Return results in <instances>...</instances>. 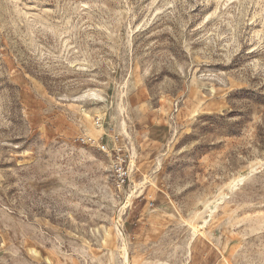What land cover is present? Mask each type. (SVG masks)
Returning a JSON list of instances; mask_svg holds the SVG:
<instances>
[{"label":"rangeland","instance_id":"1","mask_svg":"<svg viewBox=\"0 0 264 264\" xmlns=\"http://www.w3.org/2000/svg\"><path fill=\"white\" fill-rule=\"evenodd\" d=\"M0 264H264V0H0Z\"/></svg>","mask_w":264,"mask_h":264},{"label":"built area","instance_id":"2","mask_svg":"<svg viewBox=\"0 0 264 264\" xmlns=\"http://www.w3.org/2000/svg\"><path fill=\"white\" fill-rule=\"evenodd\" d=\"M115 139L116 138H114V140ZM80 141L84 142V139L80 138ZM87 143L95 146L100 153L109 158L110 171L114 179V184L117 188H122L129 178L127 154L124 149L116 142L109 148L101 138H91L87 140Z\"/></svg>","mask_w":264,"mask_h":264},{"label":"crops","instance_id":"3","mask_svg":"<svg viewBox=\"0 0 264 264\" xmlns=\"http://www.w3.org/2000/svg\"><path fill=\"white\" fill-rule=\"evenodd\" d=\"M154 139H155V138H154ZM157 140H161V138H159V139H156V140H153V141H155V142H156Z\"/></svg>","mask_w":264,"mask_h":264},{"label":"bare ground","instance_id":"4","mask_svg":"<svg viewBox=\"0 0 264 264\" xmlns=\"http://www.w3.org/2000/svg\"><path fill=\"white\" fill-rule=\"evenodd\" d=\"M131 163H132V161H131ZM130 196V194L127 196V197H129ZM127 202V201H126ZM125 204V203H124Z\"/></svg>","mask_w":264,"mask_h":264}]
</instances>
